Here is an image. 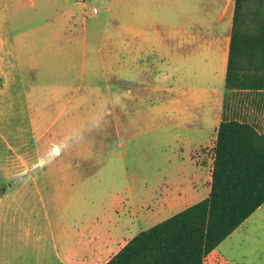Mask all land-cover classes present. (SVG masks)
Returning <instances> with one entry per match:
<instances>
[{
    "label": "rangeland",
    "instance_id": "1",
    "mask_svg": "<svg viewBox=\"0 0 264 264\" xmlns=\"http://www.w3.org/2000/svg\"><path fill=\"white\" fill-rule=\"evenodd\" d=\"M64 1L0 0L2 194L6 190L14 193L15 175L21 170L23 192L29 196L24 209L29 218L31 214L40 218L38 228L43 236L47 210L36 207L40 203L31 196L35 184L46 187L47 181H56L55 187H50L51 215L65 223L66 211H70L71 227L83 215L84 221L91 224L103 217L113 195L131 187L132 183L127 185L125 180L126 172L135 180L136 204L142 201L144 178L162 163L159 155L174 146L173 139L180 134L170 124L160 126L153 119L155 95L149 93L146 102L139 103L129 93L134 87L148 85L144 77H128L123 70L106 74L101 67L90 65L101 45H88L85 37L98 35L92 27H97L101 36L112 30L125 36L122 26L127 21V0H86L85 5ZM93 7L101 14L90 21ZM89 22L90 28L86 27ZM112 48L119 56L118 63L125 64V39ZM182 79L186 85L184 76ZM222 84V78L212 82V86ZM228 94L237 108V119L264 133V92ZM199 152L208 155L209 161L206 158L203 164L208 167L211 148ZM68 166H73L71 171L64 170ZM63 178L67 180L65 189L57 186ZM153 223L136 221L133 233L147 230ZM105 242V249L88 251L81 264H105L124 244ZM56 261L50 238L38 242L26 237L21 243L13 233L6 244L2 243L0 264ZM205 264H264V206L223 241Z\"/></svg>",
    "mask_w": 264,
    "mask_h": 264
},
{
    "label": "crops",
    "instance_id": "2",
    "mask_svg": "<svg viewBox=\"0 0 264 264\" xmlns=\"http://www.w3.org/2000/svg\"><path fill=\"white\" fill-rule=\"evenodd\" d=\"M234 9L235 0H127V21L126 26H122L125 36L116 34L114 30L101 36L97 27H92L98 35H88L84 41L88 45L101 46L99 51H95L96 58L90 65L96 69L101 67L106 74L123 70L128 77H144L148 85L134 87L129 93L139 103L146 102L147 94L155 95L153 119L160 126L170 124L180 130V134L174 137V146L163 149L159 155L162 163L144 178L142 201L136 204L135 180L126 172L125 180L127 185L132 183L131 187L126 186L123 193L113 195L103 217L96 218L91 224L84 221L83 215L71 227L70 211H66L68 218L65 223V220L62 222V219L51 215L48 211L50 187H55L56 181H47L46 187L35 184L36 191L31 196L40 203L36 207L47 210L43 216L44 236L38 228L40 218L33 217V214L29 218L24 209L29 196L23 192L22 171L18 170L15 175L14 193L8 194L9 190H6L2 194L1 167L0 253L2 243L6 244L14 233L15 240L18 237L21 243L26 237L35 238L38 242L50 238L56 251L55 264H81L88 251L105 249L107 240L110 241L108 244L123 241V248L139 233H133L136 221L143 224L154 221L146 228L149 229L209 196L213 153L207 167L203 164L206 158L209 161L208 155L199 151L213 150L215 146L226 96L229 116L237 119L238 114L233 98L225 95ZM100 14V10L97 15L89 13V20L97 19ZM86 27H91L90 22ZM124 39L127 62L120 64L112 46ZM87 59L88 55H85V65ZM183 76L186 85L182 82ZM219 78H222V86H212V82ZM0 92L2 103L1 89ZM38 166L36 168L44 169ZM72 167H64V170L71 171ZM66 183L63 178L57 186ZM96 236L100 240H96Z\"/></svg>",
    "mask_w": 264,
    "mask_h": 264
},
{
    "label": "trees",
    "instance_id": "3",
    "mask_svg": "<svg viewBox=\"0 0 264 264\" xmlns=\"http://www.w3.org/2000/svg\"><path fill=\"white\" fill-rule=\"evenodd\" d=\"M226 92H264V0H235ZM212 150L204 200L137 234L105 264H205L264 205V133L229 116Z\"/></svg>",
    "mask_w": 264,
    "mask_h": 264
},
{
    "label": "built area",
    "instance_id": "4",
    "mask_svg": "<svg viewBox=\"0 0 264 264\" xmlns=\"http://www.w3.org/2000/svg\"><path fill=\"white\" fill-rule=\"evenodd\" d=\"M78 4L85 5L86 0H76ZM91 15H97L99 10L97 8H92Z\"/></svg>",
    "mask_w": 264,
    "mask_h": 264
}]
</instances>
